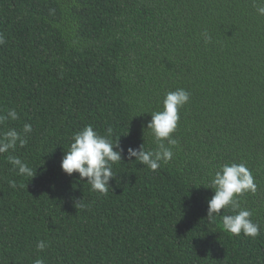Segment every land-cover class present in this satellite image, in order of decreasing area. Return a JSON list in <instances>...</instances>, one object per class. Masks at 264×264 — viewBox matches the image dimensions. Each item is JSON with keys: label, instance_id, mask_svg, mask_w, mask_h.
Listing matches in <instances>:
<instances>
[{"label": "trees", "instance_id": "16d2710c", "mask_svg": "<svg viewBox=\"0 0 264 264\" xmlns=\"http://www.w3.org/2000/svg\"><path fill=\"white\" fill-rule=\"evenodd\" d=\"M0 35V115H19L0 134L32 125L23 147L0 155V264H264V16L254 0H0ZM177 88L190 100L173 160L156 171L129 162L128 147H155L143 129ZM87 125L111 128L124 148L106 194L61 169ZM231 163L257 185L239 197L260 225L255 239L207 220L214 190L203 185Z\"/></svg>", "mask_w": 264, "mask_h": 264}, {"label": "clouds", "instance_id": "9594fccd", "mask_svg": "<svg viewBox=\"0 0 264 264\" xmlns=\"http://www.w3.org/2000/svg\"><path fill=\"white\" fill-rule=\"evenodd\" d=\"M254 6L256 12L260 16H264V0H254ZM204 35L206 42L211 39L207 33ZM3 43V37L0 35V44ZM189 100L190 93L183 88L165 93L162 109L150 112L151 120L143 129L144 137L147 131L152 136L155 147L145 150V143L141 144L139 148L128 147L127 159L129 162H132V158L135 157V161H139L151 171H156L173 160L175 155L173 149L179 144L173 134L176 132L180 120V109ZM9 118L19 119L14 108L8 109L7 115H0V124ZM31 132L32 125L29 123H24L20 132L15 128L4 131L0 134V155L9 152V150H15L18 143L20 147H23L27 143V134ZM111 133L112 129L109 128L106 135H101L94 130L92 125H87L74 133L70 147L62 157V171L69 176L78 173L81 181L86 178V183L91 186L92 191L106 194L111 188L110 181L118 176L113 171V165L124 161V148L121 146L120 138L113 142ZM7 160L17 175L31 177V180L36 175L37 169L34 172L20 157L9 155ZM203 186L214 190V195L207 201V220L209 222L219 215L223 229L232 235L239 236L243 233L253 239L260 235L259 223L253 222L251 210L242 207L239 199L244 193H255L257 190L254 177L244 163L221 165L211 175L209 183ZM76 205L83 206L81 200L77 201ZM222 209L225 213L230 210L232 214L221 215ZM36 247L43 251L47 245L44 240H41ZM34 264H44V261L38 258Z\"/></svg>", "mask_w": 264, "mask_h": 264}]
</instances>
